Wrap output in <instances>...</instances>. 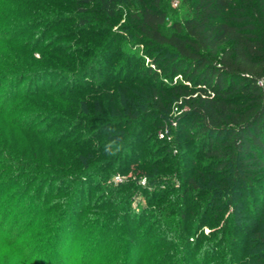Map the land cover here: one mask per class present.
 Here are the masks:
<instances>
[{
	"label": "trees",
	"instance_id": "obj_1",
	"mask_svg": "<svg viewBox=\"0 0 264 264\" xmlns=\"http://www.w3.org/2000/svg\"><path fill=\"white\" fill-rule=\"evenodd\" d=\"M9 1L0 120L24 130L15 139L26 147L0 138V187L36 186L29 203L54 212L53 237L79 215L105 239L120 226L126 254L117 247L105 264H264V0H178L172 19V0ZM21 30L34 37L19 47ZM123 35L125 60L105 67ZM135 46L150 59L140 70ZM40 50L61 67L35 59ZM51 75L60 81L45 85ZM116 173L130 177L81 209L86 186Z\"/></svg>",
	"mask_w": 264,
	"mask_h": 264
},
{
	"label": "rangeland",
	"instance_id": "obj_2",
	"mask_svg": "<svg viewBox=\"0 0 264 264\" xmlns=\"http://www.w3.org/2000/svg\"><path fill=\"white\" fill-rule=\"evenodd\" d=\"M8 1L9 0H2L0 7V33L9 32L10 34H14L16 32V27H14L12 23L10 24V19L13 16L10 14V8L13 7V2L9 1V3H6ZM177 3L178 0H172L171 3H169L171 8L170 19H172L173 11L178 6ZM5 21H8V26L4 25ZM123 23L124 20L113 21L111 23L112 31L118 32ZM31 32L32 30H30V33ZM24 34L25 32L21 30L17 35L19 38V47L22 43V45H25L27 42H29L30 37H34V34H31L27 38V36ZM47 39L48 38H46L44 41ZM124 41V35L117 40L114 48L110 52L109 57L106 58V62L104 64L105 67H108L109 62H116L118 59L120 61L125 60L126 52L122 48ZM7 42L0 44L3 45L2 47H5V51L8 52L7 50L10 48L11 50H15L14 46L8 48L9 45L6 44L8 47L5 45ZM132 44V41L126 42V45L129 47ZM38 48L43 49V43L39 44ZM134 49H139L140 51L137 53L138 57L136 61L134 60L135 63L138 62V64H140L138 69L140 70L143 66L150 62V59L145 53H143L145 52V49L142 46L133 48V50ZM5 51L1 50L0 48V65L3 62L2 55H6ZM22 51L17 52L20 55L19 57H22V55L25 54V52ZM64 51L66 52L67 50ZM42 53L47 55V60L42 61L41 63L46 65H55L58 67H61L63 64V61L60 59V57L44 50L36 52L33 57H35V59H39ZM9 55H11V59H13L14 55ZM20 62L21 60H18L15 63ZM60 79V76L51 75L45 79V85L56 83V81H60ZM7 83L8 81L4 82L2 84L3 87L0 88V109L4 106V97H6L4 87ZM15 86L16 83L14 84V87ZM15 97H7V103H9V100H11L9 106L15 105L16 103L21 105L23 103L21 101H26L23 98L20 99L21 96H19L18 99ZM178 113V108L175 107L171 114L172 118L169 120V123L172 124L171 126H174V123H176V120L174 119ZM28 115L29 114L27 112L24 113L23 116L28 117ZM18 130L20 132L24 131H22L21 128L17 129L16 127L9 125V123H7L3 118L0 120V138H3L5 141L12 140L13 145L17 150L26 147V145L23 143L24 140L18 141L15 139L17 137L16 132ZM117 175H120L121 177L119 181H116L115 179ZM129 177L130 174L116 173L108 182L102 183L100 186H98V184H88L86 186L85 201L83 206L80 208L87 209L88 203L94 200L100 191H103L107 187H115L126 181ZM140 183L143 185L146 183L145 177L140 179ZM34 189H36V186L30 187L26 194H21L22 188L19 185H14V183H5V187H0V264H89L92 260H96L93 264H105L107 262V257L105 256L106 253L114 252L117 247L118 248L114 255L115 257L121 256L122 253L126 254V249L124 248V244H122L124 242V238L128 236L126 231L120 228V226L111 225L108 230L114 234L110 235L108 239H105L103 236L101 237V235H105L104 233H101L105 231L103 226L86 225L83 221L84 216L80 215L70 220H65L63 223V228H61L56 237H53L50 224L48 222L46 223L45 219L53 217L52 215H54V212L41 211L42 206L38 207L36 203H29V200L33 202L30 194ZM56 194L57 192L53 191L49 199L52 201V199L57 196ZM145 202V195L141 192H138L134 195V200L132 202L133 208L135 210H139V207L145 204ZM251 219L252 217H244V214L241 216V220L245 223L254 222V220L252 221ZM204 230H208V227H205ZM104 239L105 242L108 240H113V244H110L111 249L109 250L104 248L103 250L99 251L97 245L101 244ZM139 240L140 238L136 241L135 248H132L135 252L137 251L139 245H141ZM243 256H246V252H242L241 257H239L242 258ZM136 258V256L133 257L130 260V264H137L139 261L137 262Z\"/></svg>",
	"mask_w": 264,
	"mask_h": 264
},
{
	"label": "built area",
	"instance_id": "obj_3",
	"mask_svg": "<svg viewBox=\"0 0 264 264\" xmlns=\"http://www.w3.org/2000/svg\"><path fill=\"white\" fill-rule=\"evenodd\" d=\"M162 135H164V133H161V136H162ZM115 179H116V181H119V180L121 179L120 175H117V176L115 177Z\"/></svg>",
	"mask_w": 264,
	"mask_h": 264
},
{
	"label": "clouds",
	"instance_id": "obj_4",
	"mask_svg": "<svg viewBox=\"0 0 264 264\" xmlns=\"http://www.w3.org/2000/svg\"><path fill=\"white\" fill-rule=\"evenodd\" d=\"M108 147L110 148V145ZM106 150H107V148H106Z\"/></svg>",
	"mask_w": 264,
	"mask_h": 264
}]
</instances>
